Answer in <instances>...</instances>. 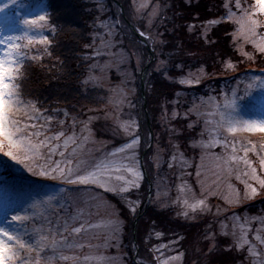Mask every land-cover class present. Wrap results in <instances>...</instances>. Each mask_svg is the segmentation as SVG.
<instances>
[{
    "label": "snow or ice",
    "instance_id": "1",
    "mask_svg": "<svg viewBox=\"0 0 264 264\" xmlns=\"http://www.w3.org/2000/svg\"><path fill=\"white\" fill-rule=\"evenodd\" d=\"M94 2L97 4V15L94 16L92 24L93 43L84 45L85 50L92 51H85L82 57L87 67L80 80V90L85 95L89 91L104 89L105 73L110 70L111 65L99 63L102 58L101 49L113 46V39L123 25L119 17L105 18V4L99 0ZM131 2L136 23L130 27L139 42L140 50H126L121 54L122 61L132 65L135 60L134 71L140 72L142 76L151 77L158 74L169 83L189 87L199 84L201 75L207 74L203 67L195 73L186 72V66L174 59L173 53L164 50L169 47L168 41L162 37L168 31L166 24L171 22L166 15L171 6L161 3L160 0ZM25 7L27 5L21 3V0H3L0 3V264H42V261L44 264H54L56 260L71 261L72 264H88L91 260H95L96 264H112L115 258L81 256L77 254V250L98 249L102 246L92 244L91 239H102L104 247L115 246L119 250L123 244L124 221L118 218L117 213H113L116 218L109 219L103 225L107 231L102 236L87 238L91 229L101 225L89 223L83 209L78 208L75 215L69 213L58 195L48 194L49 185L46 182L58 181L75 186L72 189L61 188V192L65 193L70 190L78 192L79 186H94L105 193H112L124 201L135 225L146 207L140 198H128L133 189H140L139 181L143 179V173L134 167L137 162L135 150L141 142L140 124L138 119L130 114L127 119L122 118L124 105L127 104L129 108L135 105L128 100L123 87L107 89L109 93H113L107 97L108 106L105 109L90 108L88 112L104 111L105 118H111L117 130L122 131L129 139L119 148L107 152L103 158H84L85 145L93 135L91 125L98 117L88 116L87 120H82L76 115L72 116L69 123L67 109L42 110L38 100L22 99L20 86L12 83L17 78V66L22 67L27 59L43 58L38 55L28 56L33 44L47 46L44 54L52 55L48 51L52 41L44 34L46 26L51 23V14L41 9L29 17L20 11ZM214 7L217 11H223L217 18L202 21L199 26L202 31L195 24H187L186 27L189 33L197 34L205 45H215L218 39L211 36L214 26L228 23L236 26L233 31L224 33L226 51L221 58L223 70H236L241 61L239 58L233 60L232 57L237 53L248 61H253L257 54L264 57V0H221L220 4ZM196 19H199L198 15ZM162 27L165 32L160 31ZM48 30L54 31V26ZM248 47L251 51L246 50ZM147 49L151 51L150 56L145 54ZM60 63L63 64L62 61ZM97 72L100 74L97 75ZM255 89L261 90L259 96L254 95ZM175 95L178 97L179 92ZM212 99L214 98H210V102ZM204 103L203 100L200 104L193 103L184 113L185 120H189L191 116L197 117L187 123L186 130L194 132L199 126L200 117L205 115L201 111ZM166 104L174 105L170 118L168 108L165 106L162 110V119L170 123L180 117V112L175 110L180 106V102L172 100L166 101ZM212 106L216 109L219 119L215 120L210 128V122L205 119V127L197 134L200 139L190 137L187 143L193 149L208 150L219 147L223 150L222 154L215 155L219 162L217 167L225 176H234L244 186L242 197L241 190L229 184L230 193L223 199L228 205L240 206L242 198L251 199L264 190V144L258 149L256 144L250 141L240 142L234 135L228 134H235L241 129L264 134V115L258 118H244L240 114L250 107L264 113V75L254 76L245 83L243 95L239 94L238 89H233L231 96L224 95L222 104L216 101ZM19 113H23V121L16 118ZM61 113L65 119L57 118ZM168 131L169 146L173 150L171 160L175 161L178 155L183 160L180 137L183 136L184 130L172 126ZM206 133L208 139H204ZM148 136L151 138L152 134L148 133ZM250 153L258 158V168L249 158ZM118 155L120 158L116 159ZM153 159L158 160V155ZM241 164L243 169L239 167ZM169 167H172V164H169ZM127 174H131L133 178L128 179ZM200 175L198 170L197 177ZM183 191L181 189V192ZM201 195L203 198H196L193 194L191 200L178 196L171 204H165L159 203L160 194L157 193L156 199L149 200L148 205L159 203V209L169 210L176 206L182 209L177 212L178 216L195 219L197 213L207 216L212 212L207 203L208 196L203 193ZM208 195L215 193L209 192ZM61 211L63 215L60 214ZM190 213L193 214L191 217ZM205 225L203 239L210 243L209 251L215 250L223 243V250L226 252L246 253L244 259L248 264H264V216L241 217L231 212L220 218V209L217 208L215 219L205 221ZM152 227H156L155 221L152 222ZM134 231L133 228V233ZM155 235L159 238L163 233L156 232ZM151 236L152 233L149 232L144 243L150 242ZM176 242L173 240L171 244ZM127 247L139 255V243L134 234ZM161 247L169 246H156L153 250L159 252ZM65 251L70 254L65 255ZM49 252L51 255H46ZM182 256L183 253H178L167 259H156L160 260V264H169Z\"/></svg>",
    "mask_w": 264,
    "mask_h": 264
},
{
    "label": "trees",
    "instance_id": "2",
    "mask_svg": "<svg viewBox=\"0 0 264 264\" xmlns=\"http://www.w3.org/2000/svg\"><path fill=\"white\" fill-rule=\"evenodd\" d=\"M118 1L124 6V14L120 5L115 0H99L100 3L105 4V18L119 17L123 21L122 29L113 39L115 50L132 51L129 42L131 35L134 36V34L131 31L130 35L124 23L129 27L130 24L136 23V19L133 18L134 16L132 17L133 5L131 0ZM160 2L171 6L166 12L171 22L166 24L168 31L162 37V39L168 41L169 47L164 50L173 53L174 59L186 66V72L191 71L195 73L197 69L203 67L207 74L201 75L200 83L191 87L169 83L158 74L151 77L145 75L144 81L149 122L143 107L141 74L134 71L135 60H133L132 65L125 62L118 72L111 70V80L122 82L126 91L130 92L131 102H134L139 107L142 118V120L139 117L137 119L140 123H143V126L144 124L145 126L150 125L153 133L159 134L162 131L164 133V140L169 143L170 134L168 129L170 127L174 126L177 129L184 130L183 136L180 137V151L184 153L183 160L179 155L175 161L171 160L170 156L173 150L169 146L166 166L172 163V167H168L173 171L171 176L172 199L176 200L179 196L180 198L191 200L192 198L187 197V194L191 192L192 195L195 194L196 196V192L198 191L195 174L197 173L199 157L202 154L199 148L193 149L187 141L190 137L200 139L197 134L203 125L200 122L194 132L186 130V125L192 116L189 120H185L184 113L190 108L192 100L196 96L208 95L211 93L210 91L214 93L220 92L226 79L241 81L245 84L250 81L251 76H248L249 73L264 75V57H260L257 54L253 61H248L243 57H239L237 53L232 57L233 60L239 58L241 61L238 63L236 70L224 71L221 64L222 54L226 51L224 33L225 31H233L235 26L230 23L214 26L211 29V36L218 39V43L215 45H205L203 40L198 38L197 34L189 33L186 27L187 24H195L199 29L202 21L217 18L223 10L217 11V8L214 6H218L221 0H160ZM45 6L47 12L51 14L50 29L54 26V31H49L48 33L49 39L52 41L48 50L52 55L48 56L44 54L43 58L39 61L27 59L24 63V71L16 82L20 85L23 94L25 93L34 100H38L40 106L44 109L66 107L71 111L73 110L82 120H87L88 116L91 115L98 117L92 123V129L97 134L99 133L100 124L106 121L101 118V116H104V111L88 112V109H94L92 105H100L102 101H107V97L112 93H109L107 91L109 88L105 86L103 90L89 91L87 95L83 94L80 90V80L83 78L84 70L87 67V63L82 60V57L85 51H92L91 49L85 50L84 45L93 43L94 30L92 24L94 16L97 15V4L94 0H45ZM210 8L211 11H209ZM197 15L199 19H196ZM199 30L202 31V29ZM160 31L165 32V28H160ZM133 38L131 41L139 43L135 36ZM96 45H99L98 40L96 41ZM176 45H179V47H176ZM104 50L101 49L102 58L99 60L101 64H104L107 60L106 55H103ZM248 50L251 51L249 48ZM148 51V49L145 50L146 55H148ZM157 51H159V48ZM218 53L221 55H217ZM61 61L63 64L60 63ZM129 72L133 73V80L131 81H128L130 80L127 76ZM99 74L97 72V75ZM170 75H175V73H170ZM177 92H179L178 97L175 95ZM138 100L141 101L140 104ZM172 100H179L180 102V106L175 109L180 112V117L176 120H171L170 123L164 119V123H162L160 115L165 106L168 108V117H171L174 105L166 104V101ZM61 116L62 113L58 117L60 118ZM109 121L112 124L110 119ZM143 126L141 127L144 129L145 126ZM143 181L145 183L141 185L139 190H132L128 197L129 199L135 200L140 198L145 201L146 190H148L147 177ZM181 189L184 191L181 192ZM106 194L111 203L119 210L120 217L125 223L123 244L120 248V250L124 251L123 264H134V250H130L127 247L129 239L133 235L131 217L127 212L124 201L120 197L111 193ZM210 206L212 209L211 214L195 221L178 216L177 212L182 209L176 206H173L171 210L149 206L146 211L153 216L152 221H155L156 224L153 230L154 239L156 242L161 241L169 244L170 247L166 251L170 249V252L174 249L177 252L183 251L185 254L184 264H191V261L195 258L196 264H248L244 259L246 253L241 254L237 251L226 252L223 250V243L215 250L209 251L210 243L203 239V232L206 226L205 221L215 219L217 208L220 209V218L231 212H235L241 217H244V214H249L248 216H263L264 197L253 202L242 203L240 206H228L224 202H219V204L212 203ZM156 232H161L163 235L158 238L155 235ZM180 237H183V239H180ZM137 240L141 242L142 239L138 237ZM173 240L177 242L171 244ZM142 247L149 251L153 249L151 245ZM115 248V246H112V249ZM201 253H205V255L198 257ZM140 254L142 253L140 252ZM155 255L158 256V253L155 252ZM140 264L142 263L140 262Z\"/></svg>",
    "mask_w": 264,
    "mask_h": 264
},
{
    "label": "rangeland",
    "instance_id": "3",
    "mask_svg": "<svg viewBox=\"0 0 264 264\" xmlns=\"http://www.w3.org/2000/svg\"><path fill=\"white\" fill-rule=\"evenodd\" d=\"M2 2H3V0H0V3H2ZM139 2H140V0H137V3H139ZM21 3L27 5V7L21 9L20 11H22L26 16H29V17L40 12L41 9H44L47 11L46 6H45V0H21ZM122 7L124 10V6H122ZM121 10H122V8H121ZM123 10H122V12H123ZM133 16L134 15L132 12V17ZM133 18H135V17H133ZM124 26L131 35V30H130L131 28L126 23H124ZM50 28H51V26H50V24H48L46 26V30L44 32L45 35L48 36V33H49L48 29H50ZM49 37L50 36H48V38ZM133 37L134 36L131 35V40L134 39ZM49 40H51V39H49ZM131 40L129 42V45H130V48L132 49V51L133 52L139 51L140 50L139 43H134V41H131ZM114 44L115 43L113 42L112 47L105 49L104 54H103V55H106V59H107L105 63H108L111 65L110 70L105 73L106 79L104 82V86L106 88H112V89H116L119 86V87H123L125 89L122 82L111 80V70L118 72L120 70V67L125 63L122 61V55H121L122 53H125V51L123 49H118V51H116ZM0 47H2V46H0ZM45 47H47V46L40 45V44H33L31 46V49L28 51V56L29 57L34 56V55L43 56ZM248 48L251 49L250 47H248ZM248 48L246 50H248ZM148 56H150L149 51H148ZM37 61H39V60H37ZM25 62H26V60L24 61V63ZM24 63H23L22 67L17 66V69H18L17 73H16L17 78L14 81H12V83H14L16 85H19V84H17L16 81H18V78L22 75V73L24 71ZM139 74H141V73L139 72ZM249 75L251 76V78H250V80H251L252 77L262 76L263 74H260V73H258V74L252 73L251 74V73H249L248 76ZM127 76L130 79L128 81L133 80V73L132 72L127 73ZM239 82H241V81H237V80L234 81V80L226 79L223 82L224 85L221 87L220 92L214 93V92L210 91L211 93H209L208 95H198L192 100L191 106L193 103L200 104L201 100H203L205 102L201 108V111L203 113H205L204 116L200 117V122H202V125H203L202 128L205 127V125H204L205 119L210 122L208 125L209 128L212 126V123L215 120L219 119V117L216 115V109L212 106L213 103H215L216 101H219L222 104L223 100H224V95L227 94L228 96H231V92L233 89H238L239 94L243 95V90H244L245 84L239 83ZM144 89H145V81H144ZM19 91L22 93L21 87L19 88ZM125 91H126V89H125ZM126 92H127L128 100L131 101L130 94H129L130 92L129 91H126ZM141 92H142V87H141ZM260 92H261L260 89H255L254 95L259 96ZM111 95H113V93ZM210 98H214V99H212L210 102ZM22 99L34 100L33 98L29 97L25 93L24 94L22 93ZM146 102H147V99L143 98V107H144V110H145V113H146V116H147V119L149 122V117H148L149 115H148ZM101 103L102 104H100V105H92V107L94 109H105L108 106L107 101H102ZM132 103L134 104V102H132ZM138 103L140 104L141 101L138 100ZM41 109L43 110L44 108L41 107ZM48 109L51 110V108H48ZM58 109H67L68 110L69 116L67 117V119H68V122L71 123V118H72V116H75L76 113H74L73 110L71 111L70 109H68L66 107H64V108L59 107ZM129 114L134 118L139 117L142 120V118L140 116L139 107L136 105L133 108H129L127 106V104L124 105V113H123L122 118L127 119ZM240 114L242 116H244V118H258L260 115H264V113H261V112L257 111L255 108H251V107L249 110L242 111ZM16 118L21 120V121H23L25 119L23 113L17 114ZM57 118L61 119V120L65 119L63 114L60 118L59 117H57ZM101 118L106 120V121H104L102 124H100L99 133L96 134V132L92 129L93 135L90 138L89 142H87V144L85 145V157L84 158L89 159V160L103 158V156L107 152H111L115 148H119L121 145H123L129 139L128 136L125 135L122 131L117 130V128H116V126H115V124L111 118H108V119L105 118V113H104L103 117L101 116ZM109 119L111 120L112 124H110ZM192 119L196 120L197 117L192 116L189 122L193 121ZM160 121L162 123H164V119H162V114L160 115ZM40 122H42V121H40ZM139 124H140L139 134L141 136V142L135 150L137 162L134 163V167H136L140 172L143 173V179L139 181L140 185L145 183L143 181L145 177H147V179H148V183H147L148 190H146V196H145V198H148V199H145L146 207L144 208L142 215L140 216L137 223L135 224L134 233H132L136 236V240L138 237L143 240V241L141 240V242H139V240H137V242L139 243V255H137L136 251L134 250L133 257H134L135 261L139 262V264H140V262L142 264H160V260L156 259L158 256H160L159 258L161 260H163V259H167L169 256H176L178 253H183V256L180 259L172 260L169 262V264H184V262H185V256L184 255L185 254L183 251L177 252L175 249L172 252H170L171 249L169 251H166V249L168 247L167 248L161 247L159 252L153 250L154 247H156V246L168 245L170 247V245L167 243H163L161 241L156 242V240L153 237V235H154L153 230L155 228L153 229V227L151 226L152 222H153L152 221L153 216H151L149 214V212L146 210H148L149 206H156L159 208V203L171 204V202L174 200V198L172 199V195H171V193H172L171 176L173 174V171H171L168 168L169 167L168 164L166 166V161H167L166 157H167L168 152H169V143H168V141L164 140V133L162 131H160L159 134L153 133V130H152L150 125L145 126V124H144V126H145L144 127L143 123L139 122ZM141 126H143L144 129ZM91 128H92V125H91ZM148 133L152 134L151 138H149ZM85 135H87V133H85ZM228 135H230V136L234 135L237 140H239L240 142H243V143H247L250 141V142L256 144L258 149H259L261 144H264V134H261L259 132L250 133V132H247V131H244L241 129V130H238L235 134H228ZM205 136L206 137L204 139H208L207 133ZM100 142H103V144H101ZM199 151L203 155V159H201L202 155H200L198 163H197V171L199 170L201 173L200 177L198 178L197 173L195 174V178H196V181L198 184V191L196 192V198H203L201 195V193H203L204 195L208 196L207 203L209 205H211L212 203L213 204H219V202L225 203L223 197L226 195H229V193H230V189L228 188L229 184H231L235 188L240 189L241 190V196L243 197V187H244L243 184L240 183V181H237L234 176H231V177L225 176L224 173H222L220 171V169L217 167V164L219 162L215 159V155L222 154L223 150L219 147H216V148H211L208 150H202L199 148ZM128 155H131V153H128ZM156 155H158V157H159L158 160L153 159V157ZM240 155H242V153H240ZM119 158H120V155H118L116 157V159H119ZM249 158L255 162V165L258 168L259 164H258V158L256 157V155L250 153ZM170 164H172V163H170ZM239 167H240V169H243L244 166H243V164H241V165H239ZM127 178L132 179L133 177L131 176V174H127ZM36 179H39V178H36ZM46 183H48V185H49L48 190H47L48 194L58 195V197L61 198L60 202L64 205L65 209H67V211L69 213H71L72 215H75L77 213L78 208L83 209L85 212V217L89 223H91L93 225H101V227L91 229L90 232L87 234V238H91L93 236H102L103 233L105 231H107V229H105L103 227V225L109 219H115L116 218L115 216L112 215L113 213H117L118 218L123 220L120 217L119 210L117 209V207H115L111 203V201L107 197V194L102 189H96L94 186H79V188L80 187L81 188L78 192L70 190V191L65 193V192H61V188L72 189L75 186L61 184L58 181L57 182L48 181ZM151 185H152V187H151L152 193H151L150 197H147L149 194V189H150ZM257 187H258V185H257ZM209 192L215 193V195H208ZM157 193L160 194L159 203L155 204V205H148L149 200H155L156 199ZM192 196L193 195L191 192H189L187 194V197H189V198H192ZM263 197H264V190H261L258 195L252 197L251 199H243L242 198L241 204L247 203V202H253V201H255L257 199H261ZM232 205L234 206L236 204H231L228 206H232ZM223 208H225V207H223ZM60 214L63 215L64 214L63 211H61ZM189 215L191 217L193 214L190 213ZM248 215L249 214H244V217H250V218L251 217H259V216H253V215L248 216ZM262 215L264 216V212ZM204 217H205V215L197 213V214H195V219L188 218L187 220H192V221L194 220L195 221L196 219H199V218L202 219ZM53 218H55V217H53ZM184 219H186V218H184ZM131 227L133 230V227H134L133 223H132ZM157 229H158V227H157ZM149 232L152 233L151 240L148 243H144V239L148 235ZM196 242H197V239H196ZM91 243L92 244H100L102 246L99 247L98 249L93 248V249L89 250L88 248H85L83 250H77V254L81 255V256L90 255L93 257H95V256L111 257V258H115L112 261V264H123V256H124L123 250H120V249L118 250L117 248L112 249V246L104 247L102 239H91ZM149 245H151L153 247V249L150 251L148 249H144L142 247V246H149ZM210 247H211V245H209V248ZM140 252L142 254H140ZM155 252L158 253V256L155 255ZM64 254L69 255L70 252L65 251ZM46 255H51V253L50 252L46 253ZM204 255H205V253H201L200 256H198V257H203ZM195 260H196V258L191 261V264H196ZM42 264H44L43 261H42ZM54 264H72V262L71 261L65 262V261H61V260H56V261H54ZM88 264H96V262H95V260H91L88 262Z\"/></svg>",
    "mask_w": 264,
    "mask_h": 264
},
{
    "label": "water",
    "instance_id": "4",
    "mask_svg": "<svg viewBox=\"0 0 264 264\" xmlns=\"http://www.w3.org/2000/svg\"><path fill=\"white\" fill-rule=\"evenodd\" d=\"M116 2H118L119 3V5L121 6V8H122V10H123V5L118 1V0H115ZM123 13H124V10H123ZM149 51H150V49H149ZM150 55H151V51H150ZM144 78H145V76H142L141 75V87H142V96H143V98H146V93H145V89H144ZM146 172V171H145ZM145 174V173H144ZM152 185L150 186V189H149V194H148V196L147 197H150L151 196V193H152ZM146 199H148V198H146ZM146 201H144V203H145ZM137 223V222H136ZM135 223V224H136ZM133 228H135V225H134V227ZM136 237V236H135Z\"/></svg>",
    "mask_w": 264,
    "mask_h": 264
}]
</instances>
